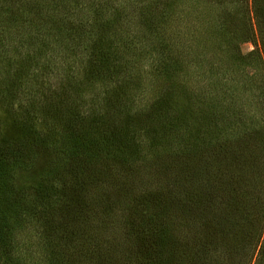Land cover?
Listing matches in <instances>:
<instances>
[{
    "label": "trees",
    "instance_id": "trees-1",
    "mask_svg": "<svg viewBox=\"0 0 264 264\" xmlns=\"http://www.w3.org/2000/svg\"><path fill=\"white\" fill-rule=\"evenodd\" d=\"M131 1L128 0V2ZM141 1L146 3L140 7V24L143 30L139 40V44L141 42L139 60H135L137 64L135 61L132 63V57L125 58L119 51V46L118 50L113 51L107 42L110 35L107 34L109 29H115L114 19L104 21L101 18L102 12L95 11V17L102 20L88 21L86 27L81 26L83 21H80V18L84 12L80 0H0V69L3 70L0 71V101L14 103L17 91L14 85L20 87L25 81V76L29 75V70L45 72L47 66L38 63L45 52L46 44H40V47L35 49V47L32 48L31 43L38 38L41 29L46 27V31L52 32L48 33V36L55 42L62 44L72 42L73 50L82 54L79 72L84 73L82 79L85 83L82 84L85 86L98 85V83L100 85L106 80H109L107 84L118 85L121 80L136 75L138 77L136 85L141 88L140 93L151 96L155 90V82L158 81L161 91L154 94L151 105L154 117L181 118L186 114L193 116L195 102L191 104V100L197 98L195 95L202 96V92L199 88L195 90L197 92H189L185 87L188 81H193L192 84H195L201 79H204L205 83L210 82V87L203 89L207 97L205 99L215 103L218 110L223 108L220 113L224 117L229 118L228 112H224L229 106L233 111L229 109L231 118H243L242 114L249 116L256 113L257 115L258 112L251 106V99L261 102L264 97V80H262L264 78V38L261 39L263 55H260L258 50L246 54H234L233 51L236 52L240 42H249L248 37L253 38L250 26L247 25L250 20L249 15L255 19L261 36L264 33V0H215L220 5L224 2L233 8L231 10L233 14L230 15L228 23L224 24L223 19L220 18L219 21L222 24H216L217 26H207L206 18L199 11V7L207 3H202L201 0H193L186 9L183 0H166L167 4H182L185 9L173 26L165 21L158 10L154 11L151 8V0ZM119 6L117 12L120 16L124 6L121 4ZM214 7L216 8L217 5ZM78 13L81 16L75 17L74 24L73 16ZM183 20L187 23L185 31L180 30ZM237 27H241L242 30L237 32ZM216 28H220V34L217 33ZM32 30L36 34H31ZM179 32L185 34L187 42L177 41L179 47H174V43H171L172 35ZM24 34L29 36L22 37ZM149 34L154 37L152 43L148 38ZM214 37L222 40L219 46L213 43ZM235 37L237 42L233 44L231 53L230 45ZM120 41L119 37L118 43ZM10 48V52H7ZM20 51L24 54L22 59L14 55ZM216 51L219 53L217 56L212 54ZM175 54L178 55L176 58ZM119 71L122 72V77L117 76L120 75ZM256 83H259L260 91L254 89ZM80 92L77 96L82 100ZM45 99L48 97L45 96L41 101ZM246 100L249 101L248 104ZM55 104L52 106L49 104L46 118L49 113L54 116L55 111L58 110ZM217 105L221 107L218 108ZM35 113L37 116L41 114L37 109ZM35 113L29 115L35 117ZM70 113L78 124L75 126V131L67 129L62 135L57 132L58 135L51 133L48 137H43L41 135L43 123L28 118L23 122L25 132L21 135L11 137L8 131L0 130V264H20L18 260L21 257L17 256L15 250L18 242L16 238L26 229L25 226L34 227L35 224H38L40 229L39 235L43 245L41 250L43 249V255L48 256L47 264H64L63 256L67 255L65 247L60 248L57 245L53 248L52 244L55 243L51 242L59 241L60 224H52L51 219L58 213L61 223L65 219L64 215L68 214L64 206L58 208L66 196L65 192L63 189L52 186V182L62 183V185L66 182L61 179L63 178L61 175L58 179H55V176L53 178V173L56 175L57 172L49 166H42L37 162V158L41 154H47L45 152L53 151L55 154L57 152L58 155L54 156H59V171L66 174L69 170L71 185H74L78 192L75 197H81L83 191L98 178L89 168L83 170L85 164H89L99 156L94 146L99 145L102 148L100 151L105 153V149L112 147L119 136L122 138L127 133L121 130L122 134L111 132L105 135L95 131V125H93L95 112L82 114L78 111V106ZM209 116H219L215 113V106L206 107L203 113L200 112L199 118H209ZM0 118H9L8 113L1 108ZM255 123L261 125L256 129L263 127L264 134V120H256ZM70 126L71 124L64 125V127ZM254 126L255 124L252 127ZM204 128L205 125L203 130ZM196 134L197 131L193 133V135ZM234 137L245 139L248 136H244L242 129L239 128ZM220 140L223 142L222 145L232 142L229 137H222ZM123 145L121 143V146ZM243 160L248 161V158L243 157ZM247 165L240 167L241 169L239 168L237 172L233 169L225 177L221 184L222 193L218 206L211 197H207L206 203L197 207L200 222L196 226L181 230L179 227L177 229L160 224L158 220L162 210L159 212L160 215L155 212L146 218L141 217L138 223L132 220L130 224L138 231V237L141 240L139 242L141 249L133 264H213L214 262L228 264L227 261L233 250L238 246L242 248V243L247 238L254 241L255 248H258L252 264H264V239L258 243L263 227L258 228L257 221V225L253 226L251 220L255 215L248 217L244 213L253 203L257 205L255 207L257 211L264 210V202L257 200L253 202L251 198L245 199V195L241 194L240 187H245L247 183L244 173L248 169L257 168L253 164ZM39 168L40 171H38ZM74 168L75 176L72 173ZM22 173H26L24 181L20 180ZM252 176L254 179L255 175ZM73 199L75 204L80 203V200ZM250 200L253 203L246 205ZM156 205L160 208L158 203ZM75 206V217L79 218L77 215L80 212L79 206ZM182 208L185 209V206ZM65 224H61L63 229ZM181 231H185V236L188 232L192 234V241L189 245L187 244L188 246L180 236ZM63 232L70 238V230ZM75 243L76 249L77 245L86 247L90 242L86 234L84 236L78 234L75 236ZM186 247H188L187 250Z\"/></svg>",
    "mask_w": 264,
    "mask_h": 264
},
{
    "label": "rangeland",
    "instance_id": "rangeland-1",
    "mask_svg": "<svg viewBox=\"0 0 264 264\" xmlns=\"http://www.w3.org/2000/svg\"><path fill=\"white\" fill-rule=\"evenodd\" d=\"M192 1L183 0L185 9ZM80 2L84 14L82 16L79 13L75 14L72 19L74 24L75 17L79 18L80 16V21H83L81 26L84 27L87 26L88 21L114 19L115 29H109L107 33L110 34L107 42L111 49L118 50L119 46V51L125 58L132 57V63L139 60L141 44V42L139 44V40L143 30L142 24H140V7L146 3L145 1L80 0ZM201 2L207 3L199 7L200 13L206 18L207 26L222 24L219 21L220 18L223 19L224 24L228 23L230 15L233 14L232 7L224 2L220 5L215 0H201ZM119 4L124 6L120 16L117 12ZM211 4H213V9H211ZM150 5L154 11L158 10L171 26L180 19L179 17L185 10L182 4L171 5L167 4L166 0H151ZM214 5L217 7L215 8ZM95 11L102 12V19L95 17ZM249 19L247 25L250 26L253 38L248 37L249 42H240L236 52L233 51V53L246 54L258 50L260 55H263L261 39L264 38V33L261 36L255 19L251 15H249ZM186 26L187 23H184V20L181 21L180 30L185 31ZM216 29L220 34V28ZM237 30L240 32L242 28L237 27ZM48 33L52 32L46 31V27L42 28L38 38L31 43L32 48L35 47V49H38L40 44H46L45 52L38 64L45 65L47 68L44 73L34 72L35 69L29 70V75L25 76L24 83L20 87L14 85L17 90L14 103L0 101V108L9 115V118H0V130L8 131L11 137L21 135L25 132L23 122L28 118L43 123L41 132L43 137L57 132L62 135L67 129L75 131V126L78 123L70 112L75 111V107L78 106V111L82 114L95 112L94 116L92 115L95 131L105 135L111 132L121 133V130L127 132L122 138L119 136L118 141L115 140L112 147L105 149V153L100 151L102 148L99 145L94 146L97 148L99 156L89 164H85L83 170L89 168L98 178L87 187V190L83 191L81 197H75L78 192L74 185H71L69 170L67 169L68 173L66 174L59 171L60 159H58L59 156H54L58 155L57 152L56 154L53 151L45 152L47 154H41L37 158V162L42 166H49L57 172L56 175L53 173V178L55 176V179H58L61 175L63 177L61 179L66 182L64 185L52 182V186L63 189L65 192L66 196L58 208L64 206L68 214L64 215L65 219L61 223L57 212L56 217L51 219L52 224H60L58 227L60 239L58 242L55 240L51 242L55 243L52 244L53 248L57 245L60 248L65 247L67 255L63 256L64 264L135 263V258L141 249L139 243L141 240L138 237V231L130 224L132 220L138 223L141 217L146 218L155 212L160 215L159 212L162 210V215L158 220L160 224L177 229L179 227L181 230L196 226L200 222L197 207L204 205L207 197H211L218 206L222 193L221 184L225 177L233 169L237 172L245 164H248L247 166L253 164L259 169L246 170L244 177L247 178V183L245 187H240L241 194L245 195V199L251 198L253 202L255 200L264 202V134L263 127L256 129L261 125L255 123L256 120H264V97L261 102L251 99V106L258 112L257 115L256 113L249 116L242 114L243 118H231L229 112L233 111L229 106L224 110V112H228L229 118H226L220 113L223 108L218 110L215 103L205 99L207 97L203 89H208L210 82L205 83L204 79H201L198 83L192 84L193 81H188L186 90L197 92L195 90L199 88L202 92V96L195 95L198 99L191 100V104L195 102L193 106L195 114L193 116L186 114L181 118L154 117L151 105L155 97L154 94L161 91L158 81L155 82V90L151 96L140 93L141 88L136 85L138 81L136 75L121 80L118 85L116 83L107 84L109 80H106L100 85L98 83V85L85 86L82 84L85 83V80L82 79L84 73L79 72L82 54L73 50L74 43L55 42L48 36ZM31 34H36V32L32 30ZM28 36L29 34L22 35V37ZM172 36L171 43H174V47L178 46L177 41L187 42L184 33L179 32ZM119 37L121 41L118 43ZM148 38L152 43L153 35L149 34ZM214 38L215 42L213 43L219 46L222 40ZM236 42L237 37L230 45L231 53L232 46ZM10 50L11 48L7 52ZM117 53L119 52L117 51ZM212 54L217 56L219 53L216 51ZM14 55L20 59L24 56L21 51ZM177 56L175 54V58ZM135 63L138 64L136 61ZM133 70L136 71V69ZM0 71L3 70L0 69ZM119 74L117 76L122 77L121 71ZM259 83H256L254 87L256 91H260ZM79 91L82 93V100L78 99ZM120 94L122 97L117 98ZM45 96L48 99L41 101ZM246 101L248 104L249 101ZM53 102L56 103L58 110L55 111L54 116L49 113L46 118L49 104L52 106ZM213 106H215V113L219 116L199 118L200 112L203 113L206 107ZM35 109L41 114L46 110L42 114L43 118L41 114L37 116ZM31 113H35L36 116L31 117L29 115ZM257 116L261 118H256ZM65 124L66 126L71 124V126L64 127ZM239 128L242 129L243 135L248 137L236 139L234 136ZM195 131L197 134L193 135ZM222 137H229L232 142L222 145L223 142L220 140ZM121 143L124 145L121 146ZM243 157L248 158V161H244ZM72 173L75 176V168ZM25 174L22 173L20 180L24 181ZM252 175H255L254 179ZM73 198L77 201L80 200V203L75 204ZM252 200L246 205L252 204ZM155 203H158L160 208ZM182 204L185 209L182 208ZM75 205L79 206L80 212L77 213L79 218L75 217ZM256 206L253 203L244 213L248 217L254 214L255 216L251 220L252 225H257V221L258 228L263 227L258 240V243H261L264 239V210L259 212L255 208ZM62 223H66L64 229L61 226ZM25 227L26 229L16 238V241L18 240L15 247L16 254L21 257L18 260L19 263L47 264L48 256L43 255V249L41 250L43 245L38 224H35L34 227L28 225ZM68 230H70V238L63 232ZM184 232L181 231L180 236L188 246L192 241V234L188 232L185 236ZM78 234L83 236L86 234L90 242L89 245L86 247L77 245L75 249V236ZM254 237L256 238V236ZM46 246L52 249L48 244ZM254 248V241L247 238L242 243V248L238 246L233 250L234 252L227 261L228 264H252L258 252V248L256 247L255 251ZM213 264L218 263L214 262Z\"/></svg>",
    "mask_w": 264,
    "mask_h": 264
}]
</instances>
